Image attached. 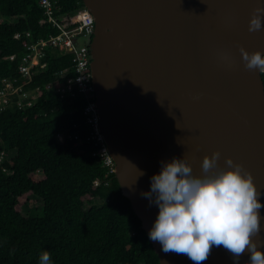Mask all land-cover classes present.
Listing matches in <instances>:
<instances>
[{
  "label": "water",
  "instance_id": "obj_1",
  "mask_svg": "<svg viewBox=\"0 0 264 264\" xmlns=\"http://www.w3.org/2000/svg\"><path fill=\"white\" fill-rule=\"evenodd\" d=\"M260 2L83 0L95 19L92 73L101 130L122 193L147 235L158 206L142 193L161 162L174 156L186 155L200 173L203 157L219 150L221 165L231 156L264 192V80L245 67L240 51H264V27L249 31ZM258 198L264 202V194ZM259 211L254 239L264 247V207ZM150 241L160 264H196ZM249 256L246 248L238 264ZM200 264L236 262L213 246Z\"/></svg>",
  "mask_w": 264,
  "mask_h": 264
},
{
  "label": "trees",
  "instance_id": "obj_2",
  "mask_svg": "<svg viewBox=\"0 0 264 264\" xmlns=\"http://www.w3.org/2000/svg\"><path fill=\"white\" fill-rule=\"evenodd\" d=\"M52 2L64 26L80 23L83 0ZM48 21L42 0H0V90L3 78L27 82L19 67L28 47L60 32ZM42 62L24 86L34 105L0 111V264H38L45 249L54 264H160L115 173L86 142V98L57 92L77 75L73 55L48 48ZM26 195L42 205L29 208Z\"/></svg>",
  "mask_w": 264,
  "mask_h": 264
},
{
  "label": "clouds",
  "instance_id": "obj_3",
  "mask_svg": "<svg viewBox=\"0 0 264 264\" xmlns=\"http://www.w3.org/2000/svg\"><path fill=\"white\" fill-rule=\"evenodd\" d=\"M262 27L264 2L253 9L249 31ZM240 51L246 68L264 73V51L243 47ZM222 59L230 57L224 53ZM220 156L219 150L205 155L200 173L186 155L161 162L160 171L150 177V188L142 193L158 206L148 236L160 242L163 252L184 253L196 264L208 258L213 246L230 251L236 264L247 248L250 256L245 264H264V247L254 239L264 207L258 197L264 192L242 163L229 156L221 165ZM38 264H54L49 250L40 253Z\"/></svg>",
  "mask_w": 264,
  "mask_h": 264
},
{
  "label": "built area",
  "instance_id": "obj_4",
  "mask_svg": "<svg viewBox=\"0 0 264 264\" xmlns=\"http://www.w3.org/2000/svg\"><path fill=\"white\" fill-rule=\"evenodd\" d=\"M42 6L49 15V21L56 26L60 32L52 35L48 39L40 40L28 47L27 54L21 59L19 71L27 82L17 85L16 79L3 78L1 81L2 88L0 90V111L4 110L8 105L15 102L19 108L31 107L36 100L34 91L28 92L24 86L30 82L33 77V69H44L46 64L42 62L45 52L48 48L60 49L61 52L72 54L75 63L76 77L70 79L67 84L59 87L57 92L61 98H65L68 93H72L74 97V89L78 93L84 95L87 104L84 107V115L86 117L89 133L86 135V142L94 148L93 155L100 159L103 165L108 168L109 173L116 172V163L112 157L105 136L101 130L99 111L97 107L96 92L93 83L92 73V53L91 43L95 32V19L87 8L78 12L77 17L80 23L72 28L63 25L62 19L55 16L54 4L52 0H42ZM83 37L84 42L81 43L79 38ZM16 57L12 56L11 60ZM60 76H65V71L60 72ZM51 85L48 89H51ZM63 141V137L59 136ZM75 140L84 142L79 135L74 136ZM5 157L2 153L0 161Z\"/></svg>",
  "mask_w": 264,
  "mask_h": 264
},
{
  "label": "rangeland",
  "instance_id": "obj_5",
  "mask_svg": "<svg viewBox=\"0 0 264 264\" xmlns=\"http://www.w3.org/2000/svg\"><path fill=\"white\" fill-rule=\"evenodd\" d=\"M84 39L81 37L80 42L83 43ZM24 202L28 201V207L29 208H35V207H40L42 205V202L40 199L36 198L35 196L32 195H26V197L23 199ZM28 209H24V214L27 215Z\"/></svg>",
  "mask_w": 264,
  "mask_h": 264
}]
</instances>
